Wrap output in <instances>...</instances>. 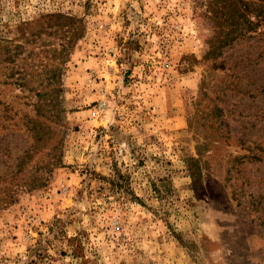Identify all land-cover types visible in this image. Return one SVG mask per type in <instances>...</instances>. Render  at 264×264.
Wrapping results in <instances>:
<instances>
[{"label": "rangeland", "instance_id": "obj_1", "mask_svg": "<svg viewBox=\"0 0 264 264\" xmlns=\"http://www.w3.org/2000/svg\"><path fill=\"white\" fill-rule=\"evenodd\" d=\"M259 1L0 0V264H264Z\"/></svg>", "mask_w": 264, "mask_h": 264}, {"label": "trees", "instance_id": "obj_2", "mask_svg": "<svg viewBox=\"0 0 264 264\" xmlns=\"http://www.w3.org/2000/svg\"><path fill=\"white\" fill-rule=\"evenodd\" d=\"M261 1L264 2V0H260V1L257 3V6L260 7V11H259V13H258L257 15H262V17L264 18V5H262V4H264V3H261ZM255 3H256V2H255ZM261 7H263V9H262ZM246 21H247V23H248V26H250L251 24L254 23L253 20H252V18H248ZM227 41H228V40H227ZM255 158H259V156H256Z\"/></svg>", "mask_w": 264, "mask_h": 264}]
</instances>
